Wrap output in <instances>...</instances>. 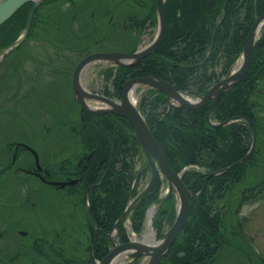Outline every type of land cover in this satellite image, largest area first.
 <instances>
[{"label":"trees","instance_id":"1","mask_svg":"<svg viewBox=\"0 0 264 264\" xmlns=\"http://www.w3.org/2000/svg\"><path fill=\"white\" fill-rule=\"evenodd\" d=\"M26 6L27 4L0 24V48L10 44L21 32L29 10ZM24 10L25 15L19 19L17 15ZM165 10L167 29L157 49L136 65L107 69V76L113 77L117 94H120L127 78L144 74L165 78L182 91L195 95L202 94L215 78V74L209 71L210 63L223 60L226 67L222 73H228L240 56L251 24L256 16L264 11V0H166ZM155 21L156 17L152 22ZM216 26L217 36L212 41ZM263 74L264 30L253 47L250 66L242 81L218 97L212 113V118L218 121L229 118L242 119L224 125H213L207 118L210 99L196 109L173 106L169 110L168 96L155 88H151L150 99L148 101L144 99L142 111L170 164L177 171L193 166L187 168L182 176L188 187L194 192L199 191L207 177L202 193L191 197L189 218L182 232L157 264H218L224 245L231 242L226 236L229 229L225 228L222 208L216 204L215 196H224L232 188V184H238L247 178L249 169H252L253 174L258 165L257 155L260 153L258 136L264 124L256 111L258 103L253 99V95ZM109 114H112L111 119L105 126L101 129H91L92 125L98 126L99 122H89L90 127L87 128L85 123L88 121L84 116L88 117L90 113L78 107L77 122L65 128L70 130V134L74 128L78 140L89 136L88 138L93 141L83 145L85 149L83 153L90 155L89 158L86 159L79 154L75 161V167L78 169L75 172L76 176L81 175L80 185L85 182L96 183L98 186L108 184L109 201L117 198L118 191L121 193V204L107 222V230L111 231L115 220L127 205L142 148L137 142L130 121L116 113ZM109 114H102L99 117L104 120V117H110ZM245 117L254 120L257 127L254 150L247 158L227 170L207 176L210 171L224 168L242 158L250 149L253 125L246 121ZM102 144L106 147L103 153ZM112 148L114 155L108 166ZM145 162L148 163V160L145 159ZM121 165L124 176L117 180L115 168ZM252 174L248 176L253 178L252 183L241 190L239 200L264 193V174H257L258 177ZM163 182L164 179L156 168L151 183L132 205L131 219L135 231L140 232L143 229L146 210L159 197ZM159 208L153 222L158 235L163 236L162 221L166 219L172 221L176 216L174 196L163 200ZM238 211L237 207L234 215L235 213L237 215ZM123 220L118 224V234L119 239L127 240ZM231 230L235 235L233 240L239 241L238 226ZM110 238L107 236V240ZM108 250L94 249V257L101 258ZM90 251L91 249H87L89 255ZM138 261L139 257L127 264H136Z\"/></svg>","mask_w":264,"mask_h":264},{"label":"flooded vegetation","instance_id":"2","mask_svg":"<svg viewBox=\"0 0 264 264\" xmlns=\"http://www.w3.org/2000/svg\"><path fill=\"white\" fill-rule=\"evenodd\" d=\"M154 1L44 0L38 6L41 10H36L32 22L36 35L28 34L9 51L18 50L17 52L7 59L4 57L5 68L2 75L0 74V82L4 81V97L1 99L3 100L1 105L11 112L16 111V118H19L23 124H28L30 119L32 122L43 119L44 124L60 126L71 123L73 126L76 120L74 109L78 106L82 108L74 88V73L78 64L84 57L94 52L135 51L139 46L141 31L146 24L153 21ZM26 4L30 11L33 2ZM23 15L25 10L17 17L22 19ZM46 26L52 27V36H45V30L48 29ZM110 30L113 33H110ZM93 33L97 36H93ZM66 34L69 35L65 36ZM109 34L116 44L107 45ZM90 63L85 64L79 72L80 84L85 90L89 87L82 78V72ZM106 71L107 68L104 70L105 76ZM59 77L68 82L69 88L71 84L73 100L62 101L60 90L52 85L54 79ZM36 78L41 80L46 78L44 80L46 86L41 91H37L32 86ZM88 91L106 94L104 91L92 89ZM84 99L88 105L96 102L87 96ZM99 115L102 114L90 113L88 117L84 116L88 121L85 123L87 128L89 122H99L98 126L94 124L89 127L101 129L109 122L112 114H109L110 117H104V120L100 119ZM72 131L74 135L72 137L76 139L75 129L72 128ZM91 136L94 138L93 135ZM88 137L72 141L68 145L66 141H62L68 149L64 148L61 152L52 151V155L47 159L48 161L53 157L52 164L43 163L38 152L42 168H38L34 151L28 146L36 147L30 144L28 139L8 140L2 156L5 160L0 158L2 174L7 171L15 174H31L42 182L54 186L58 196L49 199L32 198L28 194L25 197L10 195L0 200V263L13 264L19 256L34 251L49 264H72L76 249H85L84 262H90L94 260V254L91 252L87 255V249H111L114 246L111 238L107 240V236L110 237L107 222L121 204L120 191L116 199L109 201L108 184L98 186L95 185L96 183L85 184V182L80 185L81 175L76 176L75 173L78 170L75 167L78 155L82 154L86 159L90 156L83 153L85 152L83 145L93 142ZM94 140L96 142L95 138ZM72 148L74 150L70 152ZM101 150L102 153L106 150L104 144ZM63 151L67 152L63 153ZM115 170V178L120 180L124 176L123 165ZM146 171L147 165L143 163L136 175L138 181ZM73 178H78V181L63 187L48 182ZM10 179L13 180L8 181L11 185L26 188L27 191L29 186H32V181L24 177ZM149 184L148 182L143 190ZM81 220L85 222L82 223ZM10 249L19 250L12 255ZM36 261L33 260L34 263H37Z\"/></svg>","mask_w":264,"mask_h":264},{"label":"rangeland","instance_id":"3","mask_svg":"<svg viewBox=\"0 0 264 264\" xmlns=\"http://www.w3.org/2000/svg\"><path fill=\"white\" fill-rule=\"evenodd\" d=\"M43 5V4H42ZM43 7V6H42ZM64 8L67 10L68 8ZM41 10V7L39 8ZM158 19L153 23L150 22V24H146L144 27V30L141 31L140 35V41L138 42L140 45H146L149 43L157 34L158 32ZM34 28V25H33ZM32 28L31 36L36 35V30ZM45 30V36H52L51 35V29L52 27L46 26ZM264 28L262 29V31ZM110 33H113L112 30L109 31ZM117 33V32H116ZM69 34H66L65 36H68ZM93 36H97V34L93 33ZM56 37V36H55ZM259 39V38H258ZM116 44L112 35L109 34V42L107 45H113ZM50 44H48L49 46ZM12 51L5 55V59L9 58L13 53L17 52ZM69 53V51H67ZM77 57V55H76ZM4 58L0 60V74L4 71ZM240 60V59H239ZM238 60V61H239ZM235 62L236 64L238 63ZM234 65L236 66V64ZM117 65L114 64V62L110 60L105 59H99L94 60L90 64H88L84 71H83V79L85 82H87V88L88 90H98L104 91V92H111V94L114 93L116 90V85L113 81L112 77H108L107 75H104V70L106 68ZM234 65L232 66V69L235 68ZM226 65L224 64V61L221 60L219 62H211L209 68L210 72H213L215 74V78L210 81V85L214 83L216 80H218L216 76L219 73L221 77H223V74L221 73L223 69H225ZM2 75V74H1ZM0 75V76H1ZM225 76V75H224ZM46 80V78H44ZM41 80L40 78L35 79V83L32 85L36 88L37 91H41L46 86L45 81ZM55 88H58L60 90V95L62 98V101L69 102L70 100H73V88H69V84L64 78H55L54 83H52ZM0 89L3 91H0V150L2 152L0 153V158L5 160V157H2L5 153L8 140L11 138H26L29 140V143L32 144L35 149L38 150L42 162L47 164H52L54 158H50V160L47 161L48 156H51L52 151H59L61 152L64 148L68 149L66 146L70 144L72 141H77L78 139L73 138L72 134H70V130L68 128H65L68 125H71L70 123L61 124L60 126H54L49 124H44V120H32L30 119L28 124L21 123L19 118H16L15 112H11L10 110H6L1 103H3V97H4V81L0 82ZM185 92V91H184ZM192 98H196L199 95H195V93L185 92ZM152 94L151 87L148 84H139L135 88V104L140 108L142 111V103L144 102V99L148 101L150 99V96ZM253 99H256L258 105L256 107V111L259 115L260 120H262V124H264V74L259 79V83L257 86V89L253 95ZM75 117H76V111H78V107L75 109ZM143 112V111H142ZM31 114V113H29ZM37 114V112L35 113ZM34 114V115H35ZM74 115V114H73ZM40 116V114H39ZM43 116H41L42 118ZM72 118V117H71ZM40 121V122H39ZM77 121V120H75ZM242 122V121H240ZM74 139V140H71ZM259 142H260V153L257 155V166L255 167V171L252 169H249V172L247 174V178H244L240 183L238 184H232V188L227 191L224 196L222 195H216L215 201L216 204L222 208V214L224 217V222L226 224L227 229V238L231 241L230 243H227L223 247V252L220 256L219 263L218 264H264V193L256 196H250L247 199L239 200L241 195V190L247 186L248 184L252 183L253 178H248V176L252 174H264V128L260 131V134L258 136ZM62 141H66V146L62 143ZM74 148L71 149L70 152H73ZM67 151H63V153H66ZM74 155V154H73ZM145 160V159H144ZM138 165V166H137ZM136 167L140 168L142 164L140 161L137 163ZM120 166H117V168ZM193 167V166H191ZM188 166L187 168H191ZM195 167V166H194ZM150 167L147 166L146 174H144L141 179L137 182L136 189L137 191H134V194L131 196L130 200H133L135 198V195L138 192H141L143 190L147 183L149 182L150 178ZM202 169V168H200ZM25 178L32 181V186L28 188V191L26 188H19L17 185H11L8 181H13L10 178ZM258 177V175H257ZM254 179H256L254 177ZM19 188V190H18ZM57 189L54 188V186L42 182L40 179H37L31 174L27 173H10V172H3V174L0 175V200H4L8 196L12 195L13 197H25L26 194H28L30 197H45L49 199L56 198L57 195ZM161 191L164 195H167L169 192L168 183L165 181L162 184ZM160 191V192H161ZM174 196L175 198V208L174 211L177 212V207L179 204V194L176 190L169 196ZM168 197V199H169ZM241 202V205L239 206V203ZM161 204V203H160ZM160 204L153 203L152 206H155V215L158 212V209H160ZM151 205V204H150ZM148 206L146 213H148L149 209L152 206ZM238 207L239 211L237 212L238 215H234V212L236 208ZM230 209V211H229ZM172 207L169 208V213L171 214ZM132 211L127 215L126 222H124L125 231L127 233V237L129 239H132V236L134 234L142 236L143 232L145 231L147 227V220L145 219L143 229L140 232H137L133 228L132 224ZM174 219L171 221L170 219H166L165 221H162V231L163 234L169 229V227L172 225ZM82 223H84V220H81ZM153 222V220H152ZM240 227V233L237 234V236H240V240L236 241L233 240L234 233H232L231 228H235V226ZM153 227L156 232V240H159L162 238V236H159L157 234V229L153 224ZM17 238V237H16ZM112 238L114 240L119 241V234L118 232L114 231L112 233ZM178 238V237H177ZM176 238V239H177ZM232 238V239H231ZM19 249H10V252L12 255H15ZM84 250L85 249H76L75 256L73 258L72 264H85L86 257L84 256ZM149 255H142L139 257V261L136 264H147L149 260ZM130 259V256L128 255V258L126 259V262L123 264H127L128 260ZM33 260H37V263H34ZM94 262H89L88 264H93ZM5 264V263H0ZM13 264H49L46 260H43L40 256H38L34 251H30L27 253V255H21L18 257V259ZM65 264V263H62ZM95 264V263H94Z\"/></svg>","mask_w":264,"mask_h":264},{"label":"water","instance_id":"4","mask_svg":"<svg viewBox=\"0 0 264 264\" xmlns=\"http://www.w3.org/2000/svg\"><path fill=\"white\" fill-rule=\"evenodd\" d=\"M28 1H32L33 5L29 12L26 27L23 33L16 40L11 45L5 48V51H7L10 47L17 44L18 42H20L26 36L30 28L34 12L41 0H0V24L6 21L19 7H21L25 2ZM156 7L158 11L159 28L156 37L150 43H148L144 47L137 49L134 52L101 51L87 55L80 61V63L78 64L75 70L74 88L77 99L82 103V107L87 111H90L91 113L115 112L117 114L125 116L131 122L134 128V132L137 136V141L139 145L146 151L151 167L154 169L153 159L155 158L163 175L166 177L168 181L169 193L166 196V198H168V196H170L174 192V190H176L179 194L180 199H179L177 216L173 224L169 227V229L165 232L164 236L160 239L161 242H159V244L151 245L148 243L134 241L133 239H129L128 241H124V242H115V246L112 249H110L101 259L99 260L97 259L96 264H111L114 257L124 250H129L128 255L131 257V259L141 255H149L150 257L147 264H157L161 256L164 253H166V251L174 243V241L176 240V238L179 236L182 229L184 228L190 213L191 196L200 194L204 190L207 181V178H205L201 186V189L198 192H193L187 186V184L184 182L182 178V174L185 171V169L181 171H177L171 166L164 152L163 147L155 137L146 119L144 118V116L142 115L136 104L131 99L132 95L130 92L132 87L143 83L153 86L158 90L165 92L169 97V109L173 105L181 106L183 108H188V109H195L204 105V103L208 99H211L212 103L207 115L208 121L214 125H224L228 123L231 120V118L223 122H214L211 119V114L215 108L219 95L223 93L225 90L232 88L233 86L238 84L247 73L250 65L252 49L258 38V34H259L258 29L260 25L264 23V11H263L255 18L248 31L247 39L242 51V55L240 57L241 58L240 64L236 68H234L228 75L216 81L209 89H207L201 96H199L196 99L192 97H188L184 92L178 90L175 87V85L170 81L164 78L156 77L151 74L134 76L127 79L123 84L120 100H115L106 95L89 92L83 89L80 84L79 72L85 64L96 59L111 60L119 65L136 64L143 57L149 55L150 53L156 50V48L162 42L166 33L167 16L165 11V0H156ZM217 30H218V26H216L214 29L212 40L215 39ZM85 96L95 100L102 101L103 104L97 107L90 106L86 103L84 99ZM174 99H178L179 102H175ZM248 119L251 120L250 118ZM251 122L254 127V136H253L252 145L249 151L246 153V155L234 161L232 164L227 165L224 168L211 171L209 175L219 174L227 170L231 166L247 158L252 153L257 139V128L254 121L251 120ZM28 147L34 151L36 155V164L38 168H41L38 152L35 149H33L31 146ZM76 181L77 179L49 180L48 182L57 184L59 187H62L66 184ZM132 192L133 189L131 190V193ZM160 200L161 197H159L157 201ZM131 204L132 201L128 202L125 211L115 221L114 227H116L118 222L122 219V217L125 214H127Z\"/></svg>","mask_w":264,"mask_h":264},{"label":"bare ground","instance_id":"5","mask_svg":"<svg viewBox=\"0 0 264 264\" xmlns=\"http://www.w3.org/2000/svg\"><path fill=\"white\" fill-rule=\"evenodd\" d=\"M264 26V23H262L258 29V32L261 31L262 27ZM256 39V38H255ZM257 41V40H256ZM256 43V42H255ZM241 62V58L240 60L238 61V63L236 64L235 68L240 64ZM83 73V72H82ZM83 78V77H82ZM84 85V83H83ZM131 99L132 101L135 103V86L132 87L131 89ZM175 102H179L178 99H174ZM94 104V103H93ZM155 206H152L150 209H149V212H148V217H147V227L145 229V231L143 232L142 236H139V235H136L134 234L132 236V239L134 241H139V242H143V243H148V244H151V245H155V244H159V242H161V240H156V232H155V229L153 227V216L155 214ZM128 253H129V250H124L122 252H120L119 254H117L114 259L112 260L111 264H123L126 259L128 258Z\"/></svg>","mask_w":264,"mask_h":264}]
</instances>
